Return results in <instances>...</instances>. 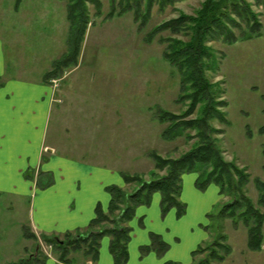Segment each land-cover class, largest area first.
<instances>
[{
  "label": "rangeland",
  "instance_id": "rangeland-1",
  "mask_svg": "<svg viewBox=\"0 0 264 264\" xmlns=\"http://www.w3.org/2000/svg\"><path fill=\"white\" fill-rule=\"evenodd\" d=\"M68 1L19 0L16 4V0H0V38L5 44L9 74H15L17 68L19 77L32 75L33 79L37 78L51 60L66 52ZM203 1L180 0L162 9L156 2L142 24L135 20L132 10L108 17L110 0H100L99 13L89 3L90 23L77 64L60 72L54 84L49 83L54 87L56 103L46 129V143H63L68 154H81L85 159L96 153L99 159L104 157V164L108 163L105 156H109L113 160L111 165L119 169L121 178L123 175L149 178V171L153 168V160L149 156L151 150L172 157L187 151L193 139L181 136L163 140L160 132L167 123H160L155 115L158 107L176 113L185 108L176 102L179 75L163 59L165 42L159 39L175 37L187 40L189 33H173L167 29L156 34L150 42L145 38L163 21L183 13L193 15ZM252 8L259 13L263 24L261 35L233 42L221 37L210 38L207 44L214 49L217 68L208 70L207 76L211 81L220 82L227 102L223 108L227 123L210 121L218 130L213 137L223 157L245 167L250 174L245 189L255 201L257 189L253 178L264 180V9L254 3ZM119 9L116 3V11ZM233 31L236 36L240 33L238 28ZM197 175L196 171H189L181 176L179 200L185 205V213L178 218L191 215L189 220H193L194 230L190 232L194 237L202 233L201 230L207 233L208 237L201 244L215 239L220 227L235 256L244 259L239 264H264V249L259 252L247 249V229L242 223L234 227L230 219L209 216L228 196L221 195L214 183L198 188L195 185ZM47 179L40 175L37 185H44ZM137 184V181L129 182L124 189L131 192ZM260 209L264 212V207ZM172 210L176 211L174 207ZM167 212L161 213V217ZM28 216V199L0 196V264H11L37 250L53 256V248L48 243L40 238L24 237V227L29 228ZM262 234L264 240V222ZM73 256L83 257L80 251Z\"/></svg>",
  "mask_w": 264,
  "mask_h": 264
},
{
  "label": "trees",
  "instance_id": "trees-1",
  "mask_svg": "<svg viewBox=\"0 0 264 264\" xmlns=\"http://www.w3.org/2000/svg\"><path fill=\"white\" fill-rule=\"evenodd\" d=\"M16 0V4H17ZM180 0H110L108 17L114 14L122 15L132 10L135 20L144 23L150 8L158 3L160 9L166 5H173ZM100 11V0H69L67 4V20L69 32L67 50L60 57L53 60L51 68L45 72L44 80L48 84L71 65L77 64L81 45L88 24V4ZM116 3L120 9L116 11ZM261 5L264 0H204L193 15L180 14L175 18L163 21L146 35L150 42L154 36L169 29L173 33L188 32V39L165 37L159 40L165 42L162 51L163 59L176 69L179 75V94L176 102L185 108L180 112H172L158 107L155 118L167 125L160 132L163 140H173L185 136L193 139L190 148L178 157L164 156L155 150L149 152L153 160V168L149 171V178L138 175H123L126 184L137 181V188L127 192L118 185L107 186L110 201L107 211L98 205L95 217L88 225L74 232L63 234L36 235L28 227H24L25 238H40L51 245L53 256L62 264H73V254L80 251L88 263L96 264L100 239L104 235L110 236L109 251L113 256V264H124L128 259L127 243L130 239L131 228L126 224L133 216L138 205H148L154 192H159L160 210L165 214L170 208L176 209L177 216L185 213V205L179 200L181 192V176L185 172L196 171L195 185L205 188L214 183L219 193L228 199L219 202L214 214L217 219H230L233 226L239 223L247 229V248L259 251L264 245L262 225L264 212V180L253 178L257 189V199L254 201L247 193L245 186L250 180V174L245 167H240L232 160H226L213 133L218 130L210 122L212 119L227 123L226 111L223 109L227 102L223 98L224 90L219 81H211L207 76L208 70L217 68L214 49L207 44L210 38H223L233 42L237 39H250L260 36L263 24L259 13L252 5ZM238 28L236 36L233 29ZM264 98V96H262ZM193 132V133H191ZM164 171L162 174L159 172ZM25 175L32 179L31 170ZM49 181L47 179L46 183ZM220 226V224L218 225ZM215 239L209 243L199 244L192 252V264H219L231 252L227 237L218 227ZM168 244L156 233H150V243L141 246L142 253L155 251L162 255ZM48 258L40 250L29 254L11 264H44ZM163 264H182L178 261H165Z\"/></svg>",
  "mask_w": 264,
  "mask_h": 264
},
{
  "label": "crops",
  "instance_id": "crops-1",
  "mask_svg": "<svg viewBox=\"0 0 264 264\" xmlns=\"http://www.w3.org/2000/svg\"><path fill=\"white\" fill-rule=\"evenodd\" d=\"M4 45L0 38V196L28 199V224L36 235L81 230L95 217L98 205L107 211L110 193L106 187H125L126 184L119 169L111 165L113 160L109 156H105L108 163L104 164V157L99 159L96 153L85 159L81 154H68L63 143H46V129L56 97L53 85L45 82L44 74L54 59L37 78L33 79L32 75L19 77L17 68L15 74H9ZM63 110L65 113L66 108ZM28 170H31L32 179L25 175ZM40 175L49 181L38 186ZM160 199V194L154 192L150 205L135 208L134 218L127 222L131 231L128 259L124 264H163L169 260L192 264L191 252L208 237L203 230L196 237L191 235L194 229L190 214L179 219L176 211L170 208L161 217ZM150 233L160 235L168 244L162 255L155 251L141 252V246L150 243ZM109 242V235L101 237L96 264H113ZM245 245L247 247V240ZM235 255L231 247V252L219 264L244 262ZM73 257L74 264H89L81 256ZM44 264L62 263L51 255Z\"/></svg>",
  "mask_w": 264,
  "mask_h": 264
},
{
  "label": "built area",
  "instance_id": "built-area-1",
  "mask_svg": "<svg viewBox=\"0 0 264 264\" xmlns=\"http://www.w3.org/2000/svg\"><path fill=\"white\" fill-rule=\"evenodd\" d=\"M51 81H52V83L54 84V83L56 82V79H52Z\"/></svg>",
  "mask_w": 264,
  "mask_h": 264
}]
</instances>
